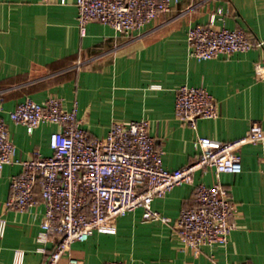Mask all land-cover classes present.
Here are the masks:
<instances>
[{"label": "crops", "instance_id": "1", "mask_svg": "<svg viewBox=\"0 0 264 264\" xmlns=\"http://www.w3.org/2000/svg\"><path fill=\"white\" fill-rule=\"evenodd\" d=\"M77 13L76 0H0V117L15 145V160L31 158L34 151L50 155L49 135L58 129L41 124L29 134L10 119L28 98L42 103L56 96L67 110L77 104L82 127L99 138L113 121L147 119L168 170L196 159L197 137L232 141L253 121L264 128V77L256 74V65L264 63V0H180L130 35L99 22L89 23L82 35ZM213 14L217 28L247 30L257 45L208 60L191 57L188 29L209 24ZM152 84L161 88L151 89ZM184 84L206 87L217 102V118L199 119L192 128L176 117V90ZM240 154L241 170L221 175L235 207L236 227L226 245L205 246L195 255L170 225L143 222L137 209L117 218L114 232L95 231L87 241L73 243L71 256L82 264H264V144L245 145ZM21 169L13 163L0 171V215L8 222L0 264H12L17 248L26 251L24 264H43L46 255L36 249L45 205L25 211L5 207L11 179ZM214 181L213 169H202L193 184L176 186L152 207L176 219L196 205L195 186ZM53 247V241L47 244L48 251ZM58 264H69L68 256Z\"/></svg>", "mask_w": 264, "mask_h": 264}, {"label": "built area", "instance_id": "2", "mask_svg": "<svg viewBox=\"0 0 264 264\" xmlns=\"http://www.w3.org/2000/svg\"><path fill=\"white\" fill-rule=\"evenodd\" d=\"M179 2L76 0L77 23L82 35L91 22L106 24L116 32L130 35L159 15L170 12L172 5ZM215 21L216 14H213L209 24L188 29L191 57L208 60L247 52L257 45L247 30L217 28ZM256 74L258 78L264 77L263 66L256 65ZM150 88L157 90L161 85L152 84ZM174 108L176 117L192 128L197 127L199 119L218 116L217 102L203 86L178 87ZM9 117L14 123L25 126L29 134L41 124L58 126L49 135L50 155L34 151L31 158L19 161L14 158L16 148L6 122L0 117V171L13 163L22 167L11 179L5 207L25 211L39 203L45 205L36 249L46 255L43 264H58L64 256H68L69 264H82L71 256L72 244L87 241L95 231L114 232L117 218L137 209L142 210L143 222L170 225L181 243L195 255L205 246L226 245L236 227L235 207L221 175L241 170L242 147L264 144V128L253 121L242 137L232 141L197 137L194 141L198 150L196 159L182 168L168 170L163 166L162 149L149 133L147 119L113 121L105 137H95L82 127L77 104L67 110L62 99L56 96L42 103L28 98L20 102ZM208 167L213 169L215 181L211 185L195 186L194 207L183 210L176 219L153 209L155 198L165 196L176 186L193 184L196 172ZM7 227V219L0 215V239L5 236ZM51 241L54 247L48 251L47 244ZM25 256L24 249H14L12 264H24ZM104 264L128 263L114 260Z\"/></svg>", "mask_w": 264, "mask_h": 264}, {"label": "water", "instance_id": "3", "mask_svg": "<svg viewBox=\"0 0 264 264\" xmlns=\"http://www.w3.org/2000/svg\"><path fill=\"white\" fill-rule=\"evenodd\" d=\"M263 66H264V63H263Z\"/></svg>", "mask_w": 264, "mask_h": 264}]
</instances>
